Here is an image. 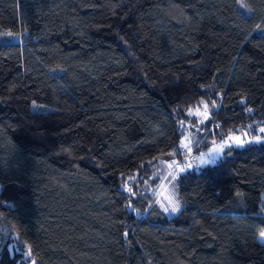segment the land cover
<instances>
[{
    "label": "trees",
    "instance_id": "trees-1",
    "mask_svg": "<svg viewBox=\"0 0 264 264\" xmlns=\"http://www.w3.org/2000/svg\"><path fill=\"white\" fill-rule=\"evenodd\" d=\"M7 32L0 264H264V139L167 164L264 126V0H0Z\"/></svg>",
    "mask_w": 264,
    "mask_h": 264
},
{
    "label": "rangeland",
    "instance_id": "rangeland-1",
    "mask_svg": "<svg viewBox=\"0 0 264 264\" xmlns=\"http://www.w3.org/2000/svg\"><path fill=\"white\" fill-rule=\"evenodd\" d=\"M261 128H264V126H261L256 133H250L249 131H243L241 133H238V134H233L229 137H227L225 140L223 141H227L231 146H238V147H241V146H244L245 144L247 143H250V142H257L259 140H256L255 138L256 137H260L262 139H264V133H262L260 131ZM243 142L242 144L240 142ZM182 145L183 144H187L188 146L190 145V137H189V133L186 132L185 136L183 137V141H182ZM221 142L215 144L214 146H212L211 148L207 149V150H204V151H201V152H204V153H207L209 152L213 147H215L216 145H219L221 144ZM227 147H225L226 149ZM184 149V148H183ZM224 149V150H225ZM186 151V149H184ZM200 152V153H201ZM199 154H195V155H189L186 157V159L184 160L183 164L179 161V160H175V161H178V163L180 164L179 166L180 167H185L187 165H190V167L192 166H202L200 161L197 159V157L200 155ZM222 156V155H221ZM171 161H167V164H169ZM190 167H185L186 168H190ZM169 171L171 172H174V171H179V168L176 167V166H173V167H169ZM261 240V239H260ZM264 242V240H261ZM14 249V245L13 243H11V245L9 246V251L12 252ZM29 264H33V261H30Z\"/></svg>",
    "mask_w": 264,
    "mask_h": 264
},
{
    "label": "snow or ice",
    "instance_id": "snow-or-ice-1",
    "mask_svg": "<svg viewBox=\"0 0 264 264\" xmlns=\"http://www.w3.org/2000/svg\"><path fill=\"white\" fill-rule=\"evenodd\" d=\"M257 27H259V26H257ZM0 35H7V36L11 37L13 34L11 32H7V33H3V34H0ZM213 106H215V105H213ZM249 127H251V125H249ZM260 131L262 133H264V128H261ZM255 139L256 140H260L261 138L260 137H256ZM240 143L242 144L243 142L241 141ZM230 146L231 145L227 141H222L221 144L216 145L209 152H207V153L201 152L200 155L197 157V159L200 161L201 165H214L216 163V161L219 158H221V155L223 154L225 147H230ZM179 148H180V146L178 145L177 150L174 151L171 155L175 156V155L180 154L179 153ZM183 148L186 149L187 152H191L192 151L191 147H189L187 144H183ZM173 166L178 167L179 171H181V172L185 171V167H190V165H187L185 167H180L175 160H172L168 164V167H170V168L173 167ZM169 175L172 177L173 180L176 179V176L173 175L172 173H169ZM167 210L168 209H165V211H167ZM177 210H178V208L176 206L172 207V211L173 212H175ZM259 238L261 240H264V230H262L259 233ZM29 255H31V253H29ZM33 264H35V262H33Z\"/></svg>",
    "mask_w": 264,
    "mask_h": 264
},
{
    "label": "flooded vegetation",
    "instance_id": "flooded-vegetation-1",
    "mask_svg": "<svg viewBox=\"0 0 264 264\" xmlns=\"http://www.w3.org/2000/svg\"><path fill=\"white\" fill-rule=\"evenodd\" d=\"M18 261L22 262V257L18 258Z\"/></svg>",
    "mask_w": 264,
    "mask_h": 264
},
{
    "label": "water",
    "instance_id": "water-1",
    "mask_svg": "<svg viewBox=\"0 0 264 264\" xmlns=\"http://www.w3.org/2000/svg\"><path fill=\"white\" fill-rule=\"evenodd\" d=\"M29 253H31V251L30 250H28V254H27V257H29L30 255H29Z\"/></svg>",
    "mask_w": 264,
    "mask_h": 264
},
{
    "label": "built area",
    "instance_id": "built-area-1",
    "mask_svg": "<svg viewBox=\"0 0 264 264\" xmlns=\"http://www.w3.org/2000/svg\"><path fill=\"white\" fill-rule=\"evenodd\" d=\"M176 162H177L178 165H180V164L178 163V161H176Z\"/></svg>",
    "mask_w": 264,
    "mask_h": 264
}]
</instances>
